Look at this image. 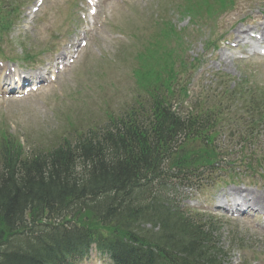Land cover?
I'll return each instance as SVG.
<instances>
[{
  "label": "trees",
  "instance_id": "16d2710c",
  "mask_svg": "<svg viewBox=\"0 0 264 264\" xmlns=\"http://www.w3.org/2000/svg\"><path fill=\"white\" fill-rule=\"evenodd\" d=\"M155 76L147 93L160 89L167 97L157 93L149 111H133L76 145L65 140L57 150L25 158L23 147L4 136L0 264H76L92 243L115 264H222L216 223L181 211L152 185L173 171L187 175L200 169L192 140L211 146L226 137L245 154L244 144L264 127L251 117L262 114L264 92L251 96L225 85L221 97L212 94V105L198 103L195 113L182 115L171 100L176 79H161L158 70ZM234 99L244 102L245 110L231 116L223 102ZM229 147L213 148L207 157L216 160L209 162L212 169L232 166L223 154ZM145 225L151 229H140Z\"/></svg>",
  "mask_w": 264,
  "mask_h": 264
},
{
  "label": "rangeland",
  "instance_id": "374dc122",
  "mask_svg": "<svg viewBox=\"0 0 264 264\" xmlns=\"http://www.w3.org/2000/svg\"><path fill=\"white\" fill-rule=\"evenodd\" d=\"M82 1L46 0L31 22L28 14L36 0H20V21L4 35L3 54L19 61L26 52L31 55L43 52L37 59L38 65H52L53 52L57 53L78 36L82 38L79 4ZM245 1L237 4V10L242 8L244 15L249 13L255 17L259 10L264 11V0ZM184 3V0H103L100 10L108 16L106 27L90 36L88 47L79 60L60 74L54 85L24 99L0 98V130L16 134L28 150H36L53 146L63 138L73 141L77 134L91 128L102 129L110 118L126 116L131 109L142 106L147 109L150 99L136 83L133 71L139 64L137 54L149 42H154V37L157 39V23L162 19L169 20L178 30H185L186 51L181 54L184 60L200 62L199 71L192 73L193 79H189H192L191 91L195 87L201 90L208 86L210 82L206 80L216 74L229 75L235 80L234 84L245 78L256 86L264 85V59L251 57L240 61L241 52L237 51L234 58L233 49L222 41H234L235 32L241 26L229 30L228 21L239 18L238 12L225 15L217 23L204 18L197 24L180 15L178 9H182ZM239 21H235L237 25ZM210 43L214 44L209 46ZM0 58L4 57L0 55ZM35 65L37 63L32 68ZM14 66H20V62H15ZM226 177L227 174L219 173L215 185L207 180L202 184L174 183L168 188L169 194L184 209L199 211L221 221L220 245L228 250L230 264H264V233L251 222L231 217V213L218 211L216 207L236 203V198L225 195L232 189L264 195V182L258 178H243L240 182ZM81 264L111 262L94 250Z\"/></svg>",
  "mask_w": 264,
  "mask_h": 264
},
{
  "label": "bare ground",
  "instance_id": "6f19581e",
  "mask_svg": "<svg viewBox=\"0 0 264 264\" xmlns=\"http://www.w3.org/2000/svg\"><path fill=\"white\" fill-rule=\"evenodd\" d=\"M258 29L261 30V32L264 35V24L259 23ZM246 34L245 32L239 31L237 33V38L241 39L242 36ZM264 40V37H263ZM2 79V77L0 78ZM5 79V77H4ZM225 195H227L230 198H236V203L233 207L229 206L228 204H221L219 205L221 208L223 209H227V208H234V209H238L240 207H246L249 210H256V211H261L264 213V195L262 193H258V192H254V193H247L245 195H243L241 190H236V189H232L229 192H226ZM249 197H252L253 200L252 202H248L247 199ZM239 202L241 203V205H239Z\"/></svg>",
  "mask_w": 264,
  "mask_h": 264
}]
</instances>
